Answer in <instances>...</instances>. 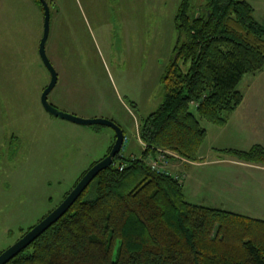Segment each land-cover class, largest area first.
I'll return each mask as SVG.
<instances>
[{"label": "rangeland", "instance_id": "rangeland-1", "mask_svg": "<svg viewBox=\"0 0 264 264\" xmlns=\"http://www.w3.org/2000/svg\"><path fill=\"white\" fill-rule=\"evenodd\" d=\"M45 1V50L57 73L48 102L81 118L115 122L127 148L139 152V123L164 97L161 76L176 42L181 0ZM247 1L264 25V0ZM42 32L35 0H0V252L54 209L114 143L107 126L76 124L44 109L50 75L38 54ZM237 88L243 99L236 113H244L227 115V126L201 119L206 138L196 164L179 171L185 163L170 162L167 169L182 172L189 203L264 220V172L238 166L220 151L264 145V69L246 74Z\"/></svg>", "mask_w": 264, "mask_h": 264}, {"label": "trees", "instance_id": "trees-1", "mask_svg": "<svg viewBox=\"0 0 264 264\" xmlns=\"http://www.w3.org/2000/svg\"><path fill=\"white\" fill-rule=\"evenodd\" d=\"M174 26L163 100L138 126L140 154L121 150L7 264H264V220L191 204L171 171L148 163L160 151L172 154L170 162L198 161L206 138L200 120L224 125L242 102L238 84L264 69V25L247 0H181ZM221 151L264 166L260 145Z\"/></svg>", "mask_w": 264, "mask_h": 264}, {"label": "water", "instance_id": "water-1", "mask_svg": "<svg viewBox=\"0 0 264 264\" xmlns=\"http://www.w3.org/2000/svg\"><path fill=\"white\" fill-rule=\"evenodd\" d=\"M43 9V32L38 45L39 57L49 72L50 81L41 94V103L44 109L54 117L70 121L80 125H103L114 131V143L110 147L107 155L100 161L93 164L77 181L64 199L52 209L41 221L24 233L16 242L0 252V264H7L12 258L29 246L37 237L46 231L62 215H64L74 202L81 196L91 181L103 170L109 168L115 157L120 153L124 140V132L115 122L104 118H81L76 115L59 110L48 102V95L57 83V73L46 54L45 45L49 35L50 11L45 0H37ZM52 6V5H51Z\"/></svg>", "mask_w": 264, "mask_h": 264}, {"label": "crops", "instance_id": "crops-1", "mask_svg": "<svg viewBox=\"0 0 264 264\" xmlns=\"http://www.w3.org/2000/svg\"><path fill=\"white\" fill-rule=\"evenodd\" d=\"M238 110L237 109H235L232 113H231V115L232 116H238V115H240V114H243L244 112H238V113H236ZM233 114H236V115H233ZM251 114H253V113H251ZM231 116V117H232ZM251 116H254V115H251ZM242 117H245V115H242ZM263 118H264V116H261V120H263ZM256 124H258L257 122L253 125V126H255ZM228 125V121L225 123V125L224 126H227ZM240 126V125H239ZM256 138V137H255ZM261 139V138H260ZM136 141H137V144H138V146L137 147H139L138 149H139V152H135V151H132V150H129V148H127L128 147V144H127V146H126V153L127 154H130V155H132V154H134V155H139L140 154V152H141V150H142V148H143V143L142 142H140V139H139V136H138V130H137V132H136ZM260 141H262V140H260ZM260 141H258V142H254L252 145H260L261 147H263L264 148V145L262 144V142H260ZM214 149H220L218 146H214L213 147ZM229 149H232V148H229ZM249 149V148H248ZM248 149H246V150H248ZM223 150V149H222ZM236 150H239V149H236ZM221 151V150H220ZM209 152H213V150H210ZM231 160H233L232 162H235L236 164H238V166H243V167H245V168H250L251 170H257V171H260V172H264V166L263 165H261V164H253V163H247V162H243V161H240V160H238L237 158H231ZM192 163V162H191ZM196 164V162H193V164ZM186 164V165H185ZM185 164H183V165H180V169L182 170L183 168H185V166H187V165H189V163H185ZM198 164V163H197ZM198 205V204H197Z\"/></svg>", "mask_w": 264, "mask_h": 264}, {"label": "built area", "instance_id": "built-area-1", "mask_svg": "<svg viewBox=\"0 0 264 264\" xmlns=\"http://www.w3.org/2000/svg\"><path fill=\"white\" fill-rule=\"evenodd\" d=\"M127 144V137H124L122 150L125 149V146ZM171 153L168 151H160L159 154H157L154 158H150L148 163L153 170H161V171H168L167 167L169 168L170 161L167 159V156ZM172 155V154H171ZM176 180H178L180 183H183L184 176L179 175L176 173H173Z\"/></svg>", "mask_w": 264, "mask_h": 264}]
</instances>
